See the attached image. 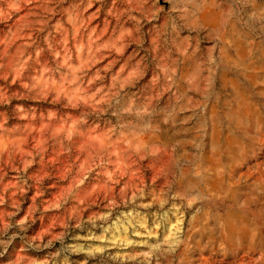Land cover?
Instances as JSON below:
<instances>
[{"label": "rangeland", "instance_id": "obj_1", "mask_svg": "<svg viewBox=\"0 0 264 264\" xmlns=\"http://www.w3.org/2000/svg\"><path fill=\"white\" fill-rule=\"evenodd\" d=\"M0 264H264V0H0Z\"/></svg>", "mask_w": 264, "mask_h": 264}, {"label": "bare ground", "instance_id": "obj_2", "mask_svg": "<svg viewBox=\"0 0 264 264\" xmlns=\"http://www.w3.org/2000/svg\"><path fill=\"white\" fill-rule=\"evenodd\" d=\"M175 219H176V218H175ZM142 221H143V220H142ZM168 222H169V221H168ZM168 222H167V223H168ZM139 223L142 224L140 221H139ZM173 224H174V223H173ZM173 224H171L170 222L168 223V226H167V227H168V228H167V229H168V230H167L168 233H167V234H169V236H170V234H172V232H171L172 228L175 229V224H174V225H173ZM177 229H178V228H177ZM175 230H176V229H175ZM173 232H174V231H173ZM175 233H176V231H175ZM175 233H174V234H175ZM174 234H172V235L174 236ZM167 237H168V235H167ZM171 240L173 241V243H175V241H176L177 239H175V238L173 239V238H172ZM169 241H170V240H169ZM172 241H170V242L172 243Z\"/></svg>", "mask_w": 264, "mask_h": 264}]
</instances>
